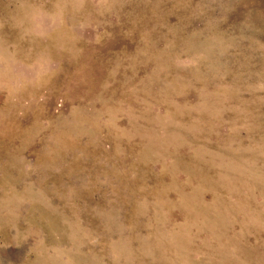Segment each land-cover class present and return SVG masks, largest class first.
<instances>
[{
    "label": "rangeland",
    "instance_id": "obj_1",
    "mask_svg": "<svg viewBox=\"0 0 264 264\" xmlns=\"http://www.w3.org/2000/svg\"><path fill=\"white\" fill-rule=\"evenodd\" d=\"M0 264H264V0H0Z\"/></svg>",
    "mask_w": 264,
    "mask_h": 264
}]
</instances>
